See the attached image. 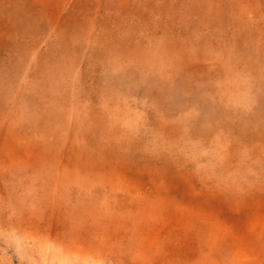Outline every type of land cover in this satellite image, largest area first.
<instances>
[{
	"label": "rangeland",
	"instance_id": "obj_1",
	"mask_svg": "<svg viewBox=\"0 0 264 264\" xmlns=\"http://www.w3.org/2000/svg\"><path fill=\"white\" fill-rule=\"evenodd\" d=\"M0 264H264V0H0Z\"/></svg>",
	"mask_w": 264,
	"mask_h": 264
},
{
	"label": "bare ground",
	"instance_id": "obj_2",
	"mask_svg": "<svg viewBox=\"0 0 264 264\" xmlns=\"http://www.w3.org/2000/svg\"><path fill=\"white\" fill-rule=\"evenodd\" d=\"M19 244V243H18ZM37 257H40L41 261L43 263H48V262H51L53 261L54 259H56V256L54 257V255H50V254H45L43 255V253L39 252L38 253V256ZM57 263V262H56Z\"/></svg>",
	"mask_w": 264,
	"mask_h": 264
}]
</instances>
